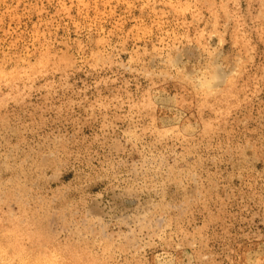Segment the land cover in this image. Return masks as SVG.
Wrapping results in <instances>:
<instances>
[{
  "label": "rangeland",
  "instance_id": "374dc122",
  "mask_svg": "<svg viewBox=\"0 0 264 264\" xmlns=\"http://www.w3.org/2000/svg\"><path fill=\"white\" fill-rule=\"evenodd\" d=\"M33 262L264 264V0H0V264Z\"/></svg>",
  "mask_w": 264,
  "mask_h": 264
},
{
  "label": "clouds",
  "instance_id": "9594fccd",
  "mask_svg": "<svg viewBox=\"0 0 264 264\" xmlns=\"http://www.w3.org/2000/svg\"><path fill=\"white\" fill-rule=\"evenodd\" d=\"M173 65H175V60H173ZM187 76L191 84L198 90L211 94L223 86L231 76V73L227 72L214 58H210L204 68L193 73H188ZM221 84L222 86H219Z\"/></svg>",
  "mask_w": 264,
  "mask_h": 264
},
{
  "label": "bare ground",
  "instance_id": "6f19581e",
  "mask_svg": "<svg viewBox=\"0 0 264 264\" xmlns=\"http://www.w3.org/2000/svg\"><path fill=\"white\" fill-rule=\"evenodd\" d=\"M46 260V259H45ZM48 260V259H47ZM51 262V261H50ZM50 262H48V263H50ZM34 263V262H33ZM36 263H38V261L36 262ZM35 264V263H34ZM40 264V263H39ZM43 264V263H42ZM44 264H47V262L46 263H44ZM69 264H71V263H69Z\"/></svg>",
  "mask_w": 264,
  "mask_h": 264
}]
</instances>
